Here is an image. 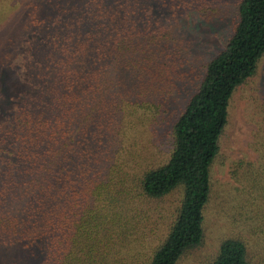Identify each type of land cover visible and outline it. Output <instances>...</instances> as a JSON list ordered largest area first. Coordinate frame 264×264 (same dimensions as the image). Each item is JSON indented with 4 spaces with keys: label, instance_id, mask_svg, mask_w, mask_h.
Instances as JSON below:
<instances>
[{
    "label": "trees",
    "instance_id": "1",
    "mask_svg": "<svg viewBox=\"0 0 264 264\" xmlns=\"http://www.w3.org/2000/svg\"><path fill=\"white\" fill-rule=\"evenodd\" d=\"M196 1L67 0L33 28L31 90L0 123V238L18 264H178L203 243L212 197L219 214L255 204L244 225L264 238V127L257 162H234L237 185L222 188L239 200L212 185L230 99L264 54V0H239L231 35L183 102L191 43L179 18L205 5ZM155 123L166 149L147 145ZM175 193L165 237L125 249L141 205ZM259 249L252 258L236 232L207 264H264Z\"/></svg>",
    "mask_w": 264,
    "mask_h": 264
},
{
    "label": "rangeland",
    "instance_id": "2",
    "mask_svg": "<svg viewBox=\"0 0 264 264\" xmlns=\"http://www.w3.org/2000/svg\"><path fill=\"white\" fill-rule=\"evenodd\" d=\"M67 0H0V123H2L14 109L15 99L22 93L31 90V84L26 77V61L31 56V39L37 31H43L49 25L42 24V17L48 18L54 12L52 4ZM70 1V0H69ZM73 1V0H72ZM77 4L83 0H74ZM193 6L197 3L196 0ZM204 6L189 11L187 16L180 17L179 33L190 40L187 61L182 67L185 70L184 79L180 86V100L184 102L187 94L199 83L208 60L213 57L226 43L237 20V6L239 0H199ZM150 8L154 6L150 5ZM39 19L41 24L33 23ZM44 27V28H43ZM36 30L35 31L33 30ZM151 121H146L145 124ZM146 130L144 136L147 145L157 150L168 147L169 135L167 130L155 127ZM264 127V54L260 58L256 73L245 83L239 85L229 103L228 119L219 139V153L212 166V185L217 194L230 197L232 200L241 197L236 191H226L237 185L231 170L234 162H257L258 155L253 148L256 133ZM180 194L175 193L160 200L144 202L142 220L134 223L131 229V239L125 243V249H135L146 240L151 244L162 240L172 221ZM241 201V200H240ZM218 200L212 197L205 212V234L203 243L188 252L178 264H207L217 253L219 243L228 236L242 233L248 241V251L251 257L264 246V238L258 233L252 234L245 224V216L256 205L245 206L241 210L227 204L225 213L217 211ZM258 222V219H256ZM145 234V235H142ZM16 252V251H15ZM12 245L4 244L0 238V264H18V259Z\"/></svg>",
    "mask_w": 264,
    "mask_h": 264
}]
</instances>
